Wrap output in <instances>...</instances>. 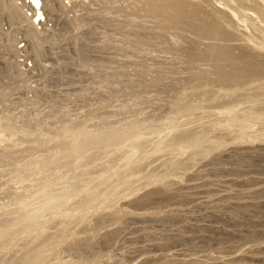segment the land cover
Returning <instances> with one entry per match:
<instances>
[{"label":"rangeland","instance_id":"obj_1","mask_svg":"<svg viewBox=\"0 0 264 264\" xmlns=\"http://www.w3.org/2000/svg\"><path fill=\"white\" fill-rule=\"evenodd\" d=\"M29 1L12 0L14 18L0 0V228L78 188L64 216L25 229L0 264L26 263L64 228L78 238L58 251L68 264H264V76L226 89L215 63L193 56L213 44L264 60V0H183L223 22L226 38L208 40L165 27L140 0H42L40 24ZM127 127L134 134L107 147L56 152L82 131ZM114 169L97 188L112 209L81 227L68 221L86 215L81 205Z\"/></svg>","mask_w":264,"mask_h":264},{"label":"bare ground","instance_id":"obj_2","mask_svg":"<svg viewBox=\"0 0 264 264\" xmlns=\"http://www.w3.org/2000/svg\"><path fill=\"white\" fill-rule=\"evenodd\" d=\"M4 1L9 2L10 4L9 10L11 11L12 16L14 18L15 17L17 18L19 7L14 5L12 0H4ZM141 1L143 4L142 6L143 9L145 10L146 8V11L150 16L155 17V18L158 17V19L160 16H164L165 19L163 21L165 23L162 22L160 24L163 25L164 23V25L166 24L168 26H171L173 27L174 30L175 29L178 30V32L179 30L181 31L182 29L185 30V28H187V29H190V31L193 30L192 32L194 31L198 32V37L201 36V38L206 39V40L211 39V38H226V31H225L223 22H219L218 19L216 20V19L211 18L208 15L210 13H207V12L204 13L205 11L202 10L203 9L202 6L195 5V4H193L192 6L190 4L192 8H189L188 7L189 1L186 4V2H184L185 0L184 1L183 0L181 1L179 0H140L139 2L141 3ZM236 1L240 3L242 0H236ZM27 6H29L31 10L32 9L34 10L35 7H37V10H36L37 12H35L36 15H34L33 17L37 18V21L39 24L42 23V21H46L45 13H44L45 3L42 0H30L29 2H27ZM188 8L191 10L193 9V10L192 11L190 10L189 12ZM51 9L53 10L54 8L51 7ZM166 25L165 27H167ZM190 53H191L190 55H192V52ZM193 53H194L193 56L196 59L201 58V61L202 59L206 61L212 60L215 63L214 66L212 65L215 68V72L217 76L216 77L217 79L215 80V82L218 84H222L226 89H230L234 86L238 87V85H240L241 83H242L241 85H243V83L246 84L247 82H250L249 80L251 79L254 80V77L256 78L257 76L258 77L264 76V60L256 61V60H253L251 56L239 57V56L234 55L233 53H230L229 50L227 52L223 48L221 49L220 47L213 45V44H209V48L203 51L196 48L194 49ZM236 61H238L239 63ZM229 62L230 64L231 62H234L232 64L233 66L232 65L230 66V67H233L231 71H228L227 66H226L227 69L224 68V65H227L226 63L229 64ZM235 62L238 64H236ZM241 80H244V81L241 82ZM209 86L210 85H204L201 87H197L194 89V93H199L202 90L208 89ZM233 90L235 91V89ZM229 94L234 95L233 92L232 93L230 92ZM172 128L174 127L172 126L170 129L172 130ZM134 130H135V127H127L123 131H116V129L109 130L108 132H105V133H86L82 131V133L79 136V139H77L71 146L65 147V148L59 147L56 152H64V153H67L69 158L70 157L75 158L76 156H78L79 153H81V151H83V149L91 147L97 143H101V145L103 144L102 146L107 147L115 143L118 140L121 141L125 136L133 135ZM61 139L62 138L60 137V140ZM60 140H59V143H60ZM188 143H190V147H197L198 144L202 143V140L192 139L191 141L188 140ZM127 144L128 143H126L122 147H116V148L121 149L125 147ZM185 144L186 142L183 143L178 140L176 142H172L170 146L175 149H181ZM132 145L133 143H129L127 147H130ZM132 158H133L132 156L127 158L128 165L131 163ZM47 162H52V161L44 160L39 163L44 164ZM169 175L171 176V173ZM114 176L116 177L115 169L106 176L105 175L99 176L98 184L94 188L93 193L90 196L89 200H87V202L84 205H81L83 206V208H86V211H87V213L85 212L86 215L79 216L74 213H72L71 215L68 214V216L65 215L67 216L66 218L68 219V221L76 224L75 226L77 227H81L82 225L86 224L94 214L100 213L102 212L103 209H106V208L109 209L111 208V206H114V203L106 204V199L105 198L103 199V197L101 198L100 195H98L97 193L98 186L109 182ZM167 177H168V174L164 178L153 177L152 179H149V182L150 183L151 182L152 183L164 182ZM49 186H51L50 183L46 184L44 191H47ZM77 188H78L77 183H70L65 191L60 192L59 194H55L49 200H47L44 204H42V206H40L39 208H36L30 211L28 214L20 216L16 218L15 220L11 222L10 221L6 222L4 225H2L0 228V252L2 250L8 251L10 248L16 245L19 241H21L24 238L23 235L25 234H23V231L25 229H29L30 233L35 234L36 225L38 226V224L46 223L49 217L56 218V217L64 216L63 214L64 209L66 207L68 208V204L72 196L77 191L76 190ZM116 192L117 191H112L109 194V196L112 195L113 193L115 194ZM27 206H29V204L25 203L21 205V207L23 208ZM103 211L105 212V210ZM115 214L117 215V218H119L121 217V215L124 214V212L122 210L121 211L118 210ZM75 237L76 236H74L73 239H70L68 236L67 230L64 228L62 230V233L58 237L53 238V239L44 240L40 243V245L33 248L32 250H29L26 255L27 262L24 264H68V263H64L60 261L57 258L59 254L58 251H60L61 248L64 247L65 245H68L69 243H71L72 240L77 241L78 238H75ZM38 238L42 239V236L40 237L39 235Z\"/></svg>","mask_w":264,"mask_h":264}]
</instances>
